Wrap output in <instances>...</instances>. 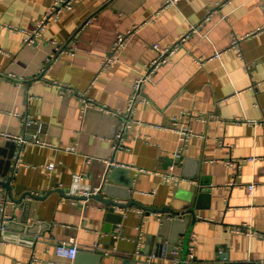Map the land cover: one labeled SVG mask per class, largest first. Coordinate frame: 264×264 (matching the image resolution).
Wrapping results in <instances>:
<instances>
[{
  "label": "crops",
  "instance_id": "obj_1",
  "mask_svg": "<svg viewBox=\"0 0 264 264\" xmlns=\"http://www.w3.org/2000/svg\"><path fill=\"white\" fill-rule=\"evenodd\" d=\"M166 1L74 0L26 44L52 0H0V180L16 201L0 185L13 221L0 264H74L55 254L70 238L83 264H176L175 248L178 264L264 260V0ZM117 35L126 45L102 68ZM153 45L177 48L128 118ZM84 98L125 115L85 110ZM6 135L39 142L15 143L10 172ZM104 180L105 197L143 208L74 198ZM165 207L180 214L150 210Z\"/></svg>",
  "mask_w": 264,
  "mask_h": 264
},
{
  "label": "built area",
  "instance_id": "obj_2",
  "mask_svg": "<svg viewBox=\"0 0 264 264\" xmlns=\"http://www.w3.org/2000/svg\"><path fill=\"white\" fill-rule=\"evenodd\" d=\"M73 1L74 0H52V6L50 8H48L46 15H45V19H43L41 21V23L39 25H37L36 27H34L33 29H31L29 32L27 31H22L25 35L24 41L26 44H31V43H35L37 42L38 38H40L41 34L46 30L48 24H49V19L51 18H56L59 16V14H61L64 10H70L72 9L73 6ZM180 0H167L166 2L168 4H176L178 3ZM10 30H13L11 27H9ZM242 38H237L234 39L232 42V46H236L238 41L241 40ZM126 41H127V37H125L124 35H117L116 40L114 41L111 51L109 53V56L106 57L103 61H102V68L107 67L108 65L114 63L117 61V58L119 57V53L124 49L125 45H126ZM176 46L174 47H170L169 49H160L159 46L157 45H153V49L159 54L158 58H156L154 61H152V63L150 65H148V67L146 68V73L143 74L140 78H138L137 80H135L134 84H133V94L129 99L128 102V108L126 110V116L128 118L131 117V115L134 113L135 108H136V103H139L140 101H142V97L140 96V92H141V87L146 84L151 82L152 76L155 73V69L160 66L161 64H164L167 62V59L169 58V56L173 55L175 50H176ZM56 52L62 53L63 49H61L59 46H57L55 48ZM219 56V55H216ZM55 53L51 54L50 58H48L47 62H51L53 59H55ZM83 103V107L85 110H94V111H98V112H104V113H111L113 115H121L123 116L124 112H118V113H112L111 111H109L107 109V107L104 106H97L96 104H94L89 98H84L82 100ZM124 114V115H125ZM129 119L125 118V121L122 122V127H121V132L116 136V139L119 140L121 138V135L123 134L124 130L129 128ZM27 125H31V122H27ZM182 137L181 139L186 142L188 138V135L186 133H182L181 134ZM7 140H10L14 143H20V144H26V143H39L37 141L36 138H33V140L30 142L28 140H25V138L23 136H10V135H6L5 136ZM120 144L115 146L114 149L117 150L119 149ZM70 150V149H68ZM67 150V151H68ZM176 158H179V155L176 154L175 155ZM53 167V164H51L49 166V168L51 169ZM165 179H172L170 175H164ZM254 187L255 184L251 183L250 185H248V189L250 194H252L254 192ZM90 195V192H82V197H86ZM8 221V217L4 214V216L1 218L0 220V234L4 231V224ZM79 248L78 245L76 243V241L73 238H70V240L66 243H61L56 245V249H55V254L58 257H62V258H66L68 260H73L75 255L77 254ZM171 254L173 256V258L177 261L176 264H178L180 262V260L177 258L178 255V250L175 248L174 250L171 251ZM153 256H151L149 259H147L148 263H151V258ZM253 264H264V260H260L257 262H254Z\"/></svg>",
  "mask_w": 264,
  "mask_h": 264
},
{
  "label": "water",
  "instance_id": "obj_3",
  "mask_svg": "<svg viewBox=\"0 0 264 264\" xmlns=\"http://www.w3.org/2000/svg\"><path fill=\"white\" fill-rule=\"evenodd\" d=\"M8 147H11V150H10V153L8 155V158L5 159V164H6V172H10L12 171V167H11V164H12V156L14 154V151H15V143L9 141L8 142ZM121 169L119 168H112L111 171L109 172V176L107 177V180L109 181H113L115 182V177L117 176L116 174L120 171ZM1 178L2 180H0V185L2 187H5L6 188V191L7 193L5 195H7L9 197V199L13 202H16L12 195H11V187H10V178H7L6 177V173H3L1 175ZM114 187L109 183H106L105 180L103 181V184L95 191V190H92L90 192V195L86 196V197H82V196H75L74 198L77 199V200H81V201H86V200H93V201H96L97 203H100L102 204L103 206H106V207H114V208H117V209H127L129 208L130 206H139L140 208H143L141 205L139 204H136L134 202H126V203H117L116 201H114L113 199L111 198H107L105 197V195H108V196H113L114 195ZM7 196H4L1 192H0V220L1 218L4 216V211H3V205L1 203V201L3 202V200L5 201V197L7 199ZM17 202H20L21 203V200H17ZM151 212H155V211H160V212H167V213H170V214H174V215H179L180 213L178 211H172L170 208H164V210H158V209H150ZM188 213H193V211L190 209L189 211H187ZM108 216V215H107ZM13 224V221L12 220H8L5 224H4V229L5 228H9L11 225ZM23 224H21L22 226ZM21 229V228H20ZM89 253V252H88ZM91 253V252H90ZM84 254H85V251L83 250H78L77 254L75 255L74 257V264H83V261H81L84 257ZM93 256H90V257H93L94 260H95V263H96V260L99 259L100 255L99 254H94L92 253Z\"/></svg>",
  "mask_w": 264,
  "mask_h": 264
}]
</instances>
